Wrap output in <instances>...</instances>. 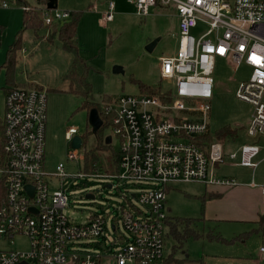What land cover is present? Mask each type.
<instances>
[{
    "label": "built area",
    "instance_id": "obj_1",
    "mask_svg": "<svg viewBox=\"0 0 264 264\" xmlns=\"http://www.w3.org/2000/svg\"><path fill=\"white\" fill-rule=\"evenodd\" d=\"M133 1L142 16L157 4L174 6L179 27L177 51L160 58L159 78L166 84L161 93L123 95L105 106L121 159L119 173L101 176L132 180L138 191L119 205L111 221L94 214L86 222H72L65 212L69 197L62 180L70 176L65 163H58L54 173L45 169L46 91L9 89L0 131V182L6 190L0 204V264H160L172 184L234 186L239 182L222 173L223 168L258 166L264 147L245 143L228 153L212 134L211 99L216 58H227L235 71L246 64L251 73L236 95L254 107L248 135H264V0ZM9 6L0 0V7ZM114 9L110 1L104 22L114 18ZM40 11L48 24L71 16V11L47 6ZM78 133L73 126L66 136L72 139ZM81 158L71 148L68 159ZM83 175L98 176L78 173ZM18 235L28 238V251L2 247Z\"/></svg>",
    "mask_w": 264,
    "mask_h": 264
},
{
    "label": "rangeland",
    "instance_id": "obj_2",
    "mask_svg": "<svg viewBox=\"0 0 264 264\" xmlns=\"http://www.w3.org/2000/svg\"><path fill=\"white\" fill-rule=\"evenodd\" d=\"M6 1L10 6L0 7V64L5 59L7 47L15 40L22 27L24 13V10L15 4V0ZM110 1L116 5L115 15L107 23L103 20V12ZM132 1L58 0V10L83 11L77 44L92 68L89 81L93 84L95 101L102 102L106 96L116 99L123 95L141 94L139 85L135 82L138 80L152 86L158 84V81L161 82L158 73L160 57L173 54L178 49L179 27L175 8L157 4L150 9L148 15L142 16ZM29 2L37 6L40 0ZM38 8L42 9L39 5ZM51 35L52 31L47 28L39 31V38L32 29L26 30L23 49L18 52L16 66L18 82L25 84L32 80L36 81L42 84L47 94L45 169L54 173L57 171L58 163H65L66 171L70 174L62 180L69 197L65 212L72 222H86L94 214L104 215L111 221L118 215L119 205L132 198V193L137 192L139 187L132 180L106 179L98 170L93 172L98 175L97 177L78 176V173L86 171L84 154L85 151L94 148L97 138L91 132L88 110L81 108L85 99L69 92L70 78L67 74L73 62V54L63 48L58 38L54 45H50L46 39ZM153 41L156 43L149 49L148 46ZM116 66H120L121 70L116 72L114 70ZM234 71V66L227 58H216L215 85L211 99V132L218 136L219 130L230 127L232 134L224 138L229 150H236L243 144L252 142L264 147V135L257 139L247 133L253 105L236 95L239 83L248 79L251 70L243 63ZM4 85L5 71L1 69L0 117L4 116L6 105V95L2 88ZM162 86L165 87L166 84L162 83ZM73 126L78 128L84 139L82 147L78 149V156L82 158L77 161L68 159L71 139L67 138L66 132ZM105 133L112 134L111 127L105 130ZM111 145L114 150H120L116 136L113 137ZM100 152H97L99 156ZM257 160L259 164L255 169L227 167L221 172L233 175L239 170L240 180L249 182L254 178L258 185H263L264 152L260 153ZM52 183L56 185V179H53ZM60 183L58 180L57 185ZM108 184H112L113 187H107ZM204 187L205 185L199 182L180 181L172 184L166 198L168 216L202 217L206 215L202 209L203 204L208 209H225L233 217L223 216L227 213L222 211L221 220L205 221L201 228L220 232L227 239L235 236H243L244 239H238L234 243H223L206 237L189 238L177 255L184 257L188 254L190 258L203 259V264H252L251 260L261 259V254L264 256L260 251L261 246L264 247V233L255 232L254 229L258 228L257 220L264 214V196L261 194L259 197L254 191L251 193L243 188L244 191L240 193L225 191L220 197L203 200ZM89 193L95 197H88ZM120 231H124L121 225ZM113 235L114 232L110 239ZM171 244L172 241L166 239L164 256L170 251ZM2 247L8 250L28 251L29 241L27 237L18 235Z\"/></svg>",
    "mask_w": 264,
    "mask_h": 264
},
{
    "label": "trees",
    "instance_id": "obj_3",
    "mask_svg": "<svg viewBox=\"0 0 264 264\" xmlns=\"http://www.w3.org/2000/svg\"><path fill=\"white\" fill-rule=\"evenodd\" d=\"M47 0H40L39 3L45 4ZM15 4L21 7L24 11L22 27L16 34L15 40L9 44L6 50V57L2 64H0V71L4 69L7 83L11 88L24 87V88H36L43 89L38 84L25 85L15 82L16 66L18 62V52L23 49L24 32L28 29H32L39 38V31L42 29H50L52 35L46 39L49 44H53L54 40L58 38L65 50L73 54V62L70 66V70L67 77L70 78L69 92L75 95L82 96L85 100L81 106L82 109H87L88 112L93 108H96L103 120V125L95 133L97 143L90 151H85L84 162L85 168L88 172L111 173L117 174L120 172V151L114 150L111 143H106L105 137L108 135L105 130L111 127V118L106 114L105 106L107 103L113 101L110 96H106L102 102L95 101L93 98V84L89 81V75L91 72V65L88 64V60L81 54L79 45L77 44V33L79 23L82 17L83 11H72L71 16L61 21L57 20L52 23H46L44 18L40 15L39 9L36 5H32L29 0H15ZM25 7H28L27 9ZM139 85L140 93H146L149 95H159L162 90V82L152 86L141 81H135ZM9 87V88H10ZM58 90V89H57ZM8 92V91H7ZM3 119V118H2ZM2 119L0 120V131H2ZM92 132V130H91ZM230 127H226L217 132L218 138L224 139L226 136L232 134ZM94 134V133H93ZM83 138V137H82ZM84 140V139H83ZM98 151L100 152L97 154ZM6 190L4 185L0 182V204L5 198ZM204 200V199H203ZM204 211L205 205H202ZM207 221L204 216L194 217H171L168 216L165 223L167 232L165 235V241L171 240V249L164 256L160 264H203V259H193L189 255L179 257L178 251L184 248L185 242L189 238H202L206 237L210 240H218L223 243H233L237 239H227L223 237L219 232L216 233L211 230H205L201 228L202 223ZM255 232H264V216L259 220L258 228L254 229Z\"/></svg>",
    "mask_w": 264,
    "mask_h": 264
},
{
    "label": "crops",
    "instance_id": "obj_4",
    "mask_svg": "<svg viewBox=\"0 0 264 264\" xmlns=\"http://www.w3.org/2000/svg\"><path fill=\"white\" fill-rule=\"evenodd\" d=\"M132 1V0H131ZM133 2V1H132ZM38 3V5L39 6H41V7H44V6H47V2L45 3V4H41V3H39V2H37ZM35 4V3H34ZM115 4V3H114ZM121 4V3H120ZM37 5V6H38ZM136 6V5H135ZM171 7H172V5H170ZM107 7H108V3H107V6H106V9L105 10H107ZM115 7H116V5H115ZM173 8H175L174 6H173ZM39 9V8H38ZM176 10V9H175ZM68 11H71V13H72V11H79V10H68ZM39 12H40V15H41V11H40V9H39ZM104 13V12H103ZM177 13V12H176ZM82 18V17H81ZM108 23V22H107ZM78 29H79V27H78ZM77 39H78V33H77ZM42 40H45V39H42ZM56 40L57 39H55L54 40V42H53V44H50V45H54L55 44V42H56ZM60 41V40H59ZM61 42V41H60ZM77 43H78V40H77ZM62 44V43H61ZM7 50V49H6ZM169 55H172V54H169ZM162 56H164V55H162ZM161 56V57H162ZM5 57H6V53H5ZM160 57V58H161ZM5 60V59H4ZM3 63V62H2ZM1 63V64H2ZM159 69H160V65H159ZM158 73H159V71H158ZM15 82L16 83H22V84H24V82H18L17 81V78H16V76H15ZM159 82V81H158ZM31 84H38L39 86H42V84H39L38 82H36V81H29L28 83H25V85H31ZM10 87V85L7 83V81H6V77H5V85L2 87L3 89H4V92H5V95L7 94V91H9V89H11V87ZM43 87V86H42ZM5 108H6V105H5ZM4 114H5V109H4ZM4 117V116H3ZM3 117H0V120L3 118ZM79 134V133H78ZM113 140V139H112ZM223 142H224V144H225V148H226V150H227V152L228 153H230V152H235V151H238L240 148H241V146L240 147H238V149H236V150H229L228 149V147H227V145H228V143H226L225 142V140L224 139H221ZM239 168H247V167H244V166H240ZM239 175H240V171L238 170L237 172H235V174H233V175H231V176H233L234 178H236V180L239 182L237 185H234V186H231V187H233V188H230V189H227V187H225V186H221V185H206V184H204L205 185V187H204V194H203V199L204 200H206V199H209V198H212V197H220L221 195H223L224 193H222V192H227V191H231V192H237V193H240V192H242V191H244V189L243 188H246V189H248L251 193L254 191L256 194H258V196L259 197H261V194H262V196H264V191H263V188H262V186L264 185H257V186H252L251 185V182L252 181H255L254 180V178H252V181H249V182H245V181H242V180H240L239 179ZM256 182V181H255ZM203 184V183H202ZM258 184V183H257ZM238 186H245V187H238ZM249 186H251V187H253V188H250ZM257 187H260V189H258ZM205 211V214L206 215H203L204 217H205V219L208 221V220H221V214L220 213H222V211H224V212H226L227 214L226 215H223V216H226V217H233V215H231V214H228V211L227 210H222V209H217V210H214V209H208L207 207H206V205H205V209H204ZM208 215V216H207ZM211 216V217H210ZM222 216V217H223ZM262 216H264V214H261V216H260V218L257 220L258 221V223H259V220L261 219V217ZM214 217V218H213ZM218 218H220V219H218ZM225 218V217H224ZM215 231H217V230H215ZM218 232V231H217ZM220 233V232H219ZM264 233V232H263ZM236 237V239L238 240V239H244L243 238V236H235ZM234 238V237H233ZM236 240V241H237ZM235 241V242H236ZM234 243V242H233ZM262 247L263 246H261V248H260V251L262 252V253H264V250H262ZM251 262H252V264H264V256H262V254H261V259L260 258H258V260H251Z\"/></svg>",
    "mask_w": 264,
    "mask_h": 264
},
{
    "label": "water",
    "instance_id": "obj_5",
    "mask_svg": "<svg viewBox=\"0 0 264 264\" xmlns=\"http://www.w3.org/2000/svg\"><path fill=\"white\" fill-rule=\"evenodd\" d=\"M47 7L49 9H57L58 7V0H47ZM156 41H153L152 43L149 44L148 48H153V46L155 45ZM116 72L120 71L121 70V67L120 66H116L115 69H114ZM88 121H89V124L92 126V132L95 134L98 129L103 125V120L98 112V110L96 108H93L90 113H89V116H88ZM105 140H106V143H111L112 142V135L111 134H108L106 137H105ZM71 148L73 149H79L82 147L83 145V138L80 134H75L73 136V138L71 139ZM112 184H108L107 187H111ZM28 188H30L28 186ZM31 191H33V189H31ZM88 197L90 198H94L95 195L92 194V193H89L87 194ZM33 210V208H31ZM19 264H28L27 262H21Z\"/></svg>",
    "mask_w": 264,
    "mask_h": 264
}]
</instances>
